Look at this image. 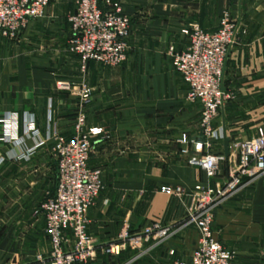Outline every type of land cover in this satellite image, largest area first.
<instances>
[{"label": "crops", "instance_id": "obj_1", "mask_svg": "<svg viewBox=\"0 0 264 264\" xmlns=\"http://www.w3.org/2000/svg\"><path fill=\"white\" fill-rule=\"evenodd\" d=\"M119 1L129 16L130 49L115 67L89 60L80 74L76 57L65 52L74 0H49L43 16L29 20L14 39L0 36V119L14 117L17 136L14 143L0 142V264H37L34 255L47 250L43 219L33 211L56 187L51 136L69 138L78 111L76 97L58 89L57 79L81 80L90 88L84 127L100 128L87 164L100 170L103 189L85 214L93 257L80 264H154L163 255L158 250L144 249L132 260L133 252L119 244L121 232L136 233L151 221L176 231L164 248L188 254L195 233L179 225L192 188L214 187L226 176L221 165L217 177L208 179L175 153L181 132H198V109L184 100L185 86L167 49L186 42L181 29L212 30L227 13L238 33L226 66L237 68L234 78L247 80L238 95L264 92V0ZM230 106L213 123L229 141L234 136L221 117ZM25 121H33L36 135L25 133ZM29 148L34 150L27 159L14 158ZM213 148L223 151L222 139ZM213 221L212 236L236 259L264 264V173L220 204ZM109 246H115L111 253L104 251Z\"/></svg>", "mask_w": 264, "mask_h": 264}, {"label": "built area", "instance_id": "obj_2", "mask_svg": "<svg viewBox=\"0 0 264 264\" xmlns=\"http://www.w3.org/2000/svg\"><path fill=\"white\" fill-rule=\"evenodd\" d=\"M48 1L0 0V36L14 39L29 20L43 16ZM66 21L69 31L66 49L76 57L80 74L85 72L89 60L99 66L115 67L125 59L130 22L119 0H74ZM180 33L186 42L178 48L170 46L167 53L172 68L184 83V100L198 109L201 136L194 139L181 132L177 137L179 151L186 156L188 165L199 168L208 179H215L221 163L227 161L226 176L214 187L193 186L192 200L179 225L195 233L188 254L174 246L164 248L176 231L156 221L133 234L121 232L119 244L133 252L132 260L138 259L144 249L158 250L163 255L154 264H235L232 253L212 236V208L264 173V123L255 128L250 138L234 143L233 148L229 149L228 144L226 157L223 151L213 149V142L224 136L223 129L213 123L229 99L223 68L229 48L237 41L238 25L223 13L212 30L193 25ZM55 85L71 91L77 99L78 111L69 138L56 133L51 136L56 187L33 211L43 219L48 244L46 252L35 254L33 260L37 264H80L93 257L85 214L103 189V183L100 170L89 167L87 160L91 139L100 133V128L84 127L83 105L90 95L84 82L59 79ZM0 125V142L17 141L13 133L14 117L2 116ZM24 131L37 134L33 121H25ZM33 150L16 153L14 158L27 159ZM2 161L0 157V164ZM114 247L104 251L111 253Z\"/></svg>", "mask_w": 264, "mask_h": 264}, {"label": "rangeland", "instance_id": "obj_3", "mask_svg": "<svg viewBox=\"0 0 264 264\" xmlns=\"http://www.w3.org/2000/svg\"><path fill=\"white\" fill-rule=\"evenodd\" d=\"M68 38L69 37H67V39L65 41V46H64V50L67 54H69L67 52V49H66ZM127 45H128V50H129L130 46L128 44V40H127ZM226 60H227V58L225 59V61ZM236 70H237V68L235 66L233 68H228L226 66V62L224 63L223 83H224L225 88L227 89V93L229 94V99L227 101H229L231 99L232 103L227 105V106H230V105L231 106L229 107V110L227 112H225L226 117H221V121L223 122V124L225 126V130L227 131V133L231 134V135L233 134V136H234L231 141H228L229 149L233 148L234 143L239 142L241 140H244L245 139L244 137L252 136L255 128L258 125H261L264 123V92L257 91L253 94H250V95L239 96L238 94L240 93V91L238 89V86L245 83L247 80L245 78L242 80L234 78V77H237V75L235 76V74H234V72H236ZM57 80H59V79H57ZM60 80H70V79H60ZM67 91H69V90H67ZM236 98H237V100H236ZM235 100H236V103L238 104L236 106L233 105V102H235ZM227 101L224 104L223 108L219 111L217 117L221 116L222 111L226 109V107H227L226 104L228 103ZM196 128H197L198 132L194 136H190V137H192L194 139H200L201 135H200L199 126H198V115H197V119H196ZM177 137L175 139V144H174L175 153H176V155L182 157L186 162V156L182 155L179 151L180 145L177 142ZM227 138H228V135H227ZM51 146H52V144L50 145L49 151H50V153L54 159ZM170 147H171V145H170ZM221 165L227 166V161H223L221 163ZM220 167H222V166H220ZM220 171H222V168L220 169ZM180 192H181V190L179 187H176L174 189V193L176 195H178ZM237 192L234 193L233 195H231V197L234 196L235 194H237ZM192 193H193V188H192V191L190 193L191 200H192ZM231 197H229V198H231ZM219 206L220 205L214 206L212 208L213 212H212L211 230L214 228L213 219H214L215 212L219 208ZM186 208H185V212H186ZM185 212H184V215H185ZM213 231H214V229H213ZM230 252L232 253V257H233L232 259H233V262L235 264H243L238 260V258L236 259V257H238V256L237 255L235 256L234 252H232V251H230ZM135 260H137V259H135Z\"/></svg>", "mask_w": 264, "mask_h": 264}, {"label": "water", "instance_id": "obj_4", "mask_svg": "<svg viewBox=\"0 0 264 264\" xmlns=\"http://www.w3.org/2000/svg\"><path fill=\"white\" fill-rule=\"evenodd\" d=\"M228 141L229 139L227 137H225V135L222 138V146H223V154L226 157L228 154Z\"/></svg>", "mask_w": 264, "mask_h": 264}]
</instances>
